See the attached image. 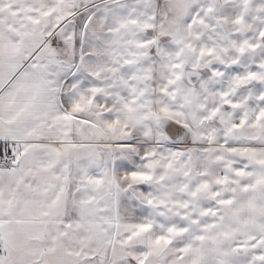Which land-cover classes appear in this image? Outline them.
Masks as SVG:
<instances>
[{
  "label": "snow or ice",
  "instance_id": "6c2138e0",
  "mask_svg": "<svg viewBox=\"0 0 264 264\" xmlns=\"http://www.w3.org/2000/svg\"><path fill=\"white\" fill-rule=\"evenodd\" d=\"M0 264H264V0H0Z\"/></svg>",
  "mask_w": 264,
  "mask_h": 264
}]
</instances>
